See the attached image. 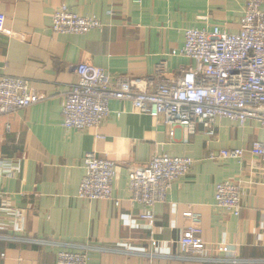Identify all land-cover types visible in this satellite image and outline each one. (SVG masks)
Wrapping results in <instances>:
<instances>
[{
    "label": "crops",
    "instance_id": "crops-1",
    "mask_svg": "<svg viewBox=\"0 0 264 264\" xmlns=\"http://www.w3.org/2000/svg\"><path fill=\"white\" fill-rule=\"evenodd\" d=\"M140 1V2H139ZM67 6L99 18L101 30L55 34V11ZM246 0H0L7 34L0 33V78H23L40 102L0 118V158L13 166L0 177V264H57L62 251L89 249V264H264V162L251 153L264 130L227 119L195 134L163 118L112 100L101 124L84 131L63 126V104L84 62L112 78L154 76L161 61L174 80L195 63L180 53L188 29L220 26L240 31ZM108 12H113L109 15ZM244 149L238 159H212L223 150ZM95 153L116 163L113 198L78 197L84 157ZM190 158L189 174L173 183L164 203L148 209L130 202L129 174L157 156ZM242 184V211L216 207L217 186ZM155 215L153 226L142 219ZM202 222L200 255L181 253L189 216Z\"/></svg>",
    "mask_w": 264,
    "mask_h": 264
},
{
    "label": "built area",
    "instance_id": "built-area-1",
    "mask_svg": "<svg viewBox=\"0 0 264 264\" xmlns=\"http://www.w3.org/2000/svg\"><path fill=\"white\" fill-rule=\"evenodd\" d=\"M102 28L99 18L76 14L67 6L58 8L53 17L55 34L85 35ZM0 33H10L6 29L5 15H0ZM180 54L191 59L195 66L183 70L174 80L167 77L166 61H161L154 76L145 80L131 76L112 78L105 70L87 62L79 64L75 69L77 82L63 104L64 128L84 131L99 126L110 113V101L118 100L130 102L139 114L163 118L172 128L171 136L176 126L186 128L190 134L203 126L208 135L214 136V124L218 119H227L242 127L249 121H256L264 130V0H246L237 34L220 26L211 31L186 30ZM40 100L28 80L0 78V118ZM251 153L264 162V137L253 143ZM244 156V149H233L223 150L212 159L242 161ZM193 164L190 158L162 155L153 158L146 168L132 170L129 174L130 202L148 209L164 203L173 183L185 178ZM84 168L86 173L78 197L86 201H115L119 207L121 202L113 198L116 163L87 153ZM12 170L13 166L0 158V177ZM216 207L240 216L241 182L219 184ZM142 219L153 226L155 215L146 210ZM201 222L200 215L189 216V225L179 242L184 257L203 252L204 243L198 235ZM88 249L59 252L57 264H89ZM229 261L242 264L238 259Z\"/></svg>",
    "mask_w": 264,
    "mask_h": 264
}]
</instances>
